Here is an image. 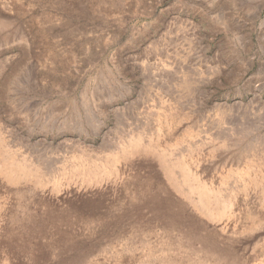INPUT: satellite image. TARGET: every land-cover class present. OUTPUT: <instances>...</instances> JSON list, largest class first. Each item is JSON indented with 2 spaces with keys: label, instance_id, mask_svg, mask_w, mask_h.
<instances>
[{
  "label": "rangeland",
  "instance_id": "obj_1",
  "mask_svg": "<svg viewBox=\"0 0 264 264\" xmlns=\"http://www.w3.org/2000/svg\"><path fill=\"white\" fill-rule=\"evenodd\" d=\"M0 264H264V0H0Z\"/></svg>",
  "mask_w": 264,
  "mask_h": 264
},
{
  "label": "bare ground",
  "instance_id": "obj_2",
  "mask_svg": "<svg viewBox=\"0 0 264 264\" xmlns=\"http://www.w3.org/2000/svg\"><path fill=\"white\" fill-rule=\"evenodd\" d=\"M128 141H131V140H128ZM139 141L138 140H135V141H132L131 143H128V145L126 146V147H124L123 149H122V152H123V154L124 153H129V152H131V151H133V150H135V149H137L138 147H139ZM147 146V145H146ZM120 155V154H119ZM181 156V155H180ZM177 159V158H176ZM164 161H165V159H163ZM179 160V159H178ZM183 160V159H182ZM16 161V160H15ZM83 161V160H82ZM169 161V160H168ZM167 161V162H168ZM81 162V161H80ZM171 162V161H170ZM175 162H176V160H175ZM24 163H26V162H24ZM28 163V162H27ZM173 163H174V161H173ZM173 163H166L167 164V166H165V167H167V169L169 170V172L171 173V175L173 174V176H174V179H172V180H174V181H177L179 184H180V186L181 187H185L186 188V190H187V192H188V194L190 193V194H196V195H198V197H199V200L198 201H200L201 203H203V198L204 197H207V198H209V194H207V193H205V191H202L201 190V187L198 185V186H196L195 184H194V182H191L190 180V177H189V174H188V171H186V169L185 168H183V166L180 164V162H176L175 164H173ZM165 164V165H166ZM10 165V164H9ZM5 168V167H4ZM189 168V167H188ZM40 169V168H39ZM85 170V169H84ZM36 171H37V168L35 167V166H33V165H29V164H20V163H18V162H14V163H11V165H10V169H9V172H8V176L10 177V178H14V177H19V176H21V175H31V174H33L34 173V176L36 175ZM40 172V171H39ZM175 172H177L178 173V176L177 175H175ZM4 174H5V172H3ZM6 175V174H5ZM170 175V176H171ZM7 176V175H6ZM43 176V175H42ZM39 177V176H38ZM188 179H190V180H188ZM200 180V179H199ZM195 182H197L196 180H195ZM198 184V183H197ZM208 184V183H207ZM206 184V185H207ZM176 185H178V184H176ZM179 186V187H180ZM181 189V188H180ZM182 192H184V191H182ZM185 193V192H184ZM204 193H205V195H204ZM213 193V192H212ZM189 194V195H190ZM196 195H194V196H196ZM215 196H217V195H215ZM219 196V195H218ZM195 198V197H194ZM198 198H196V200H197ZM216 200V199H215ZM214 200V201H215ZM228 200V199H227ZM196 202V201H195ZM216 202H218V201H216ZM229 202V201H228ZM198 203V202H197ZM221 204H224V202L222 201V203ZM201 205V204H200ZM207 205V204H206ZM226 205V204H225ZM209 206V205H208ZM224 207V206H223ZM222 207V208H223ZM229 207V204H228V206L226 207V208H228ZM203 208H204V206H203ZM230 208V207H229ZM208 209V208H207ZM203 210V209H202ZM227 210V209H226Z\"/></svg>",
  "mask_w": 264,
  "mask_h": 264
}]
</instances>
